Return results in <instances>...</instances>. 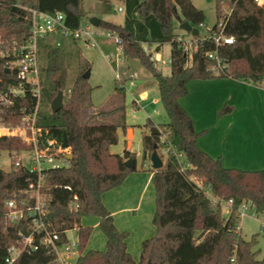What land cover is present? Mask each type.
<instances>
[{"label": "trees", "instance_id": "trees-1", "mask_svg": "<svg viewBox=\"0 0 264 264\" xmlns=\"http://www.w3.org/2000/svg\"><path fill=\"white\" fill-rule=\"evenodd\" d=\"M123 7V24L100 20L98 27L117 34L121 39L124 59H136L154 79L166 117L165 125L150 120L142 126L140 155L150 163L153 151L160 156L163 166L150 170L155 189V213L152 224L153 237L142 241L138 264H264V249L259 258L256 236L241 239L237 232L239 209L250 206L256 215L264 219V170L249 172L221 166L219 159H212L197 146L198 134L192 119L182 109L180 99L186 96L187 83L210 79H231L253 86H264V6L255 0H216V23L208 31L211 38L198 41L197 51L187 65V57L174 24L188 22L197 28L203 24L205 14L190 0H117ZM83 0H0V41L10 44L28 39L29 10L40 13L64 15L65 25L77 30L85 13ZM103 11H113L110 0H101ZM226 5L230 16L223 34L232 37L231 45L215 48L212 38L217 36V24L224 15L221 6ZM187 34V33H186ZM46 38L40 42H46ZM39 42V43H40ZM64 42H68L65 45ZM69 38L46 51V68L40 93L39 109L35 125L48 131L55 141V148L69 149L72 159H66V167L42 171L40 192L45 197L44 223L49 232L58 235V245L67 244L68 231H74L78 243L77 264H137L127 250L128 233L119 231L111 213L102 203V195L109 192L135 172L124 166L136 155L126 150L111 154L110 148L118 143V130L128 128L126 120V85L131 81L126 69L119 67L120 79L115 81L113 92L95 107L91 103L93 88L83 78L90 70L76 44ZM170 44L169 76H163L155 67L153 55L145 47L159 54L164 44ZM215 52L225 65L215 74L213 63L207 58ZM12 57L0 56V92L16 85L13 71H8ZM75 64L76 77L67 87L68 68ZM62 92L63 108L52 113L43 108L41 99L50 102ZM35 100L29 95L13 99L1 120L6 126H20L24 115L34 111ZM24 110V113H22ZM230 111L222 109L221 115ZM155 127L157 134L149 132ZM30 148L16 137L0 138V153L6 152L12 159L9 171L0 170V264H7L9 249L20 246L22 238L32 228L29 220L16 224L7 221L4 205L7 202L24 201L33 206L34 198L28 192L29 185H36L38 175L29 173L25 166L15 167V157ZM165 158V160H164ZM231 201L225 217L221 208ZM86 216L99 220V230L105 239L103 251L87 249L93 228L83 226ZM42 235L33 236L34 251L22 252L12 264H54L52 249L40 244ZM264 239V226H263Z\"/></svg>", "mask_w": 264, "mask_h": 264}, {"label": "built area", "instance_id": "built-area-1", "mask_svg": "<svg viewBox=\"0 0 264 264\" xmlns=\"http://www.w3.org/2000/svg\"><path fill=\"white\" fill-rule=\"evenodd\" d=\"M258 6H264V0H255ZM30 28L28 32V39L22 43L12 42L11 45L0 41V56L12 57L8 71H13L17 80L16 85L8 87L6 93L0 92V117L6 112V110L12 106L13 99L17 97H25L29 95L32 100H35L34 111L30 115H24L22 124L20 126L11 127L6 126L0 118V138H13L16 137L24 142L29 148L31 159L23 161L18 156L15 157V167L25 166L29 173H36L38 175V182L36 185H29L28 192L31 197L34 198L33 206H28L24 201L14 202L10 201L5 203L4 207L7 210L6 218L10 224H16L23 219L29 220L31 223V233L22 238L20 246L12 247L9 249V257L6 259L7 264L14 263V260L22 252L34 251L37 246L33 244V236L35 234L42 235L40 244L44 245L48 249H52L56 259L54 264H77L78 258V243L77 240L74 244L68 245L61 244L59 242L58 235L55 232H49L48 227L45 226V197L41 194V181L42 171L49 169L59 170L66 167V159H68L69 149L62 150L55 148V141L52 140L51 135H47L48 131H42L37 128L34 121L36 113L39 109V100L41 93V83L39 79V72L37 70L38 61V45L39 42L55 36L60 40H67L69 38L75 39L78 43L83 42L86 46L95 48L98 47L99 34H93L91 32V25L87 24L75 30H69L65 25V17L60 13L43 14L35 10H29ZM117 12L123 13V7H118ZM230 16L229 12H226L217 24V30L219 31L217 36L212 38V42L215 48H219L221 45H231L233 42L232 37H226L223 34V29L227 18ZM199 31L198 37H193L190 33L186 32L184 35H178L177 42L182 45V49L187 57V65H190L192 61L193 52L197 51V43H203L211 38L209 29H205L203 24H200L197 28ZM203 34L201 35V32ZM104 36L108 39H112L115 45V54H109L106 56L108 62L114 63L115 79H120L119 67L125 63V59L121 51V39L117 34H112L104 31ZM58 45V43L56 44ZM146 50V49H145ZM147 51V50H146ZM155 62H159V56L152 57ZM207 58L213 63L211 71L215 74L220 73L225 65L220 61L215 52L208 53ZM137 75H130V79L134 80ZM24 113V110H22ZM229 211L231 207V201L226 203ZM250 208L247 204H242L239 209V220L244 216L245 212ZM239 225L237 227V232ZM239 234V233H238Z\"/></svg>", "mask_w": 264, "mask_h": 264}, {"label": "rangeland", "instance_id": "rangeland-1", "mask_svg": "<svg viewBox=\"0 0 264 264\" xmlns=\"http://www.w3.org/2000/svg\"><path fill=\"white\" fill-rule=\"evenodd\" d=\"M192 4L203 14H205V20L203 22V26L205 29L212 28L216 23V13H215V3L216 0H190ZM111 6L113 11L109 14H106L103 11V6L101 0H83L82 2V8L85 13V16H83L81 20V24L83 26L89 24L90 18H96L104 22H113V23H122L124 20L123 13L117 12V8L120 7V3L117 0H110ZM221 11L223 15L226 12H229V9L226 5L221 6ZM91 32L96 35H100L101 37H98V47L91 48L86 46L83 42L79 44L82 58L85 59L89 63V69H90V77L87 80L89 86L94 88L91 102L96 103L103 101L104 95L107 93H111L114 89L115 84V68L113 62H108L106 59V56L109 54H115V45L114 41L112 39H108L104 36V30L101 27L93 28L91 27ZM173 32L177 35H184V32H181L178 28V24H174V30ZM203 34V31L201 32V35ZM187 37L188 35H184ZM61 40L56 38L55 36L50 37V39L46 42H40L38 45V61H37V70L39 72V79L41 83V88L44 85L43 79H44V73L46 68V51L49 46H53L57 43H59ZM145 49L149 52V54L153 55V57L156 56L153 47L151 49L145 47ZM159 62H155V67L161 71L163 76H169L170 74V67H169V58H170V44H164L159 49ZM126 69V74L128 76L136 74L138 75V79L134 81H127L125 83L126 85V120L128 128L133 129V136L131 139H127L126 135L124 138V133L122 130H118L117 132V138L118 143L116 146L111 147L112 151H118L121 150L124 146V140L127 139L130 149L136 155L137 159V169L135 172H138L139 180L141 183V186L143 185L146 176L150 175L151 172H149L151 169L150 163L147 161L142 160V156L140 155L141 150V139L142 134L145 132L142 129V126L147 122V120H150L156 125H165L168 122V119L166 117V114L164 112L163 106L161 102L158 101L155 102L154 99L159 98V92L157 85L154 84L155 81L150 76V74L146 71L145 68H143L140 64V62L136 59L133 60H127L125 63L121 66ZM68 75H67V81L66 85L67 87H71L72 82L74 81L76 77V69L75 64L72 63V65L68 68ZM135 85L133 87V85ZM253 86V85H252ZM255 87V86H254ZM261 87V86H256ZM255 87V88H256ZM144 89L147 91V99L145 102H141L140 100V93ZM139 101V102H138ZM135 102L138 103L139 108H136ZM43 108H50V104L46 103L45 99H41L40 103ZM100 106V105H99ZM98 107V106H96ZM30 154L27 152H20L17 156L21 158L23 161L27 159H31L29 156ZM70 152L68 153V159L70 158ZM17 160V159H16ZM15 160V162H16ZM165 160V158H164ZM164 162V161H162ZM12 159L8 156L6 152L0 153V170L2 171H9L11 168ZM15 166V163H14ZM134 172V173H135ZM141 188V187H140ZM125 191V190H124ZM140 198H143V209L140 211L136 210L135 214L128 215V222L122 220V227L120 228V231L127 232L128 233V245H131V240L136 239L138 237V234L144 231L146 227H154L152 224V218L155 213V189L153 187V183L150 184L148 190L144 192ZM138 199V198H137ZM136 196L134 199H130L128 205L126 207L133 208L135 206V203L137 201ZM227 204L224 203L221 208V214L222 217H225L228 213ZM98 220V218L94 216H86L82 223L84 225L92 227V224L94 221ZM263 226H264V219L261 215H256L251 208H249L244 216L239 220V236L241 239L244 240H250L252 236H256L257 239V246L254 248V250L259 251V258H261V255L263 253L264 249V239H263ZM153 230V229H152ZM156 233V229H154V233L152 236H154ZM151 236H147L149 239ZM146 239V238H144ZM67 240L70 242V244H74L76 242V235L74 231H68L67 233ZM88 248H93L95 250H101L103 251L106 247V243L104 241V237L102 236L99 229L93 228L91 236L88 240Z\"/></svg>", "mask_w": 264, "mask_h": 264}, {"label": "crops", "instance_id": "crops-1", "mask_svg": "<svg viewBox=\"0 0 264 264\" xmlns=\"http://www.w3.org/2000/svg\"><path fill=\"white\" fill-rule=\"evenodd\" d=\"M123 22L118 24H123ZM64 44L68 45V42H64ZM79 44L77 43L76 46L81 52ZM138 78L137 75L134 80ZM187 84L186 96L179 101L182 109L192 119L194 131L199 136L197 139L199 150L212 159H219L221 166L225 168L249 172L264 170V86L255 88L241 81L222 78L191 81ZM111 93L105 94L103 101ZM139 95L141 102H145L148 96L147 91L142 89ZM154 101L158 103L159 98ZM92 104L95 107L100 105L99 102ZM135 105L136 108H139L137 102ZM225 107H229L230 111L221 115L222 109ZM123 133L124 138L126 135L127 139H131L133 136L132 127L127 128ZM127 139L124 140L121 150L115 152L110 148V153L120 155L123 150L133 153ZM136 169L137 159L135 160V171ZM137 173L129 174L118 188L102 195V203L111 213L113 223L119 231L123 226L122 220L128 222V215L143 209V198L140 197L152 183L153 174L151 173L146 176L141 186L138 178L140 174ZM135 196L136 199L138 198L135 206L133 208L126 207L129 200L134 199ZM98 223L99 220L94 221L92 228L99 229ZM82 225L87 226L83 223ZM154 229L152 226L146 227L134 241L131 240L130 246L128 239L126 240L127 250L137 264L139 263L142 241L145 240L144 238L148 239L147 236L153 237ZM87 249L95 250L88 246Z\"/></svg>", "mask_w": 264, "mask_h": 264}, {"label": "water", "instance_id": "water-1", "mask_svg": "<svg viewBox=\"0 0 264 264\" xmlns=\"http://www.w3.org/2000/svg\"><path fill=\"white\" fill-rule=\"evenodd\" d=\"M231 2H234V0H230ZM89 24L93 27V28H98L99 24H100V20L96 19V18H90L89 19ZM179 30L181 32H186V33H190L193 37H198L199 36V31H197L195 28L191 27L190 24L188 22H183L181 24H179L178 26ZM90 77V70L86 71L83 74V78L88 80ZM63 94L62 92H59L56 97L50 102V109L52 113H57L59 112L62 108H63ZM158 131L155 127H153V129L150 130L149 134L153 135V134H157ZM69 159H72V156H69ZM124 166L127 169H134L135 168V161L134 160H127L124 162ZM150 166L152 170H157L160 169L163 166V162L162 159L160 158V156L156 153V151H153L152 156L150 157ZM147 264H151V262H148Z\"/></svg>", "mask_w": 264, "mask_h": 264}]
</instances>
